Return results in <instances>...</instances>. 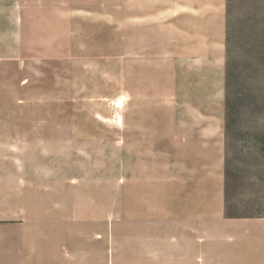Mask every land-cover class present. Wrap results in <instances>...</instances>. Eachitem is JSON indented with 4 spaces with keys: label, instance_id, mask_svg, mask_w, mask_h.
<instances>
[{
    "label": "rangeland",
    "instance_id": "1",
    "mask_svg": "<svg viewBox=\"0 0 264 264\" xmlns=\"http://www.w3.org/2000/svg\"><path fill=\"white\" fill-rule=\"evenodd\" d=\"M229 53L247 69L230 91L247 95L227 128ZM257 128L264 0H0V216L17 222L0 234V264H151L178 252L168 220L195 206L211 215L222 193L225 207L226 147L232 203L261 218ZM222 145L224 174L211 175L205 152ZM234 225L228 262L261 264L264 223L248 226L247 246Z\"/></svg>",
    "mask_w": 264,
    "mask_h": 264
},
{
    "label": "crops",
    "instance_id": "2",
    "mask_svg": "<svg viewBox=\"0 0 264 264\" xmlns=\"http://www.w3.org/2000/svg\"><path fill=\"white\" fill-rule=\"evenodd\" d=\"M205 154H209V157L212 158L213 162L215 164L217 163L216 165L219 166V173L217 174L209 168L211 175H223L225 170L222 171L220 169L224 167V146H219V151L217 152L207 151ZM216 156L218 157V162L215 160ZM223 198L222 193L218 209L216 208L211 215H201V211L204 212L205 210H202L201 206H195L196 208L193 209L191 214H187L185 217H181L180 219L168 220L169 227L166 228V233L169 236L168 243L175 248L177 246H181V249L176 253L155 252L150 258L151 264H155V258L157 259V264H231L228 262L229 259L226 255V246L236 240L237 232L231 233L232 228L235 227L234 224L239 223L241 231L238 235L242 246H247L248 240L250 241L249 233H251L248 226L251 223H264V217L225 218ZM9 217L11 216H0V234L7 233L6 231L8 229L4 231V226L12 225L9 229L17 226L16 221L8 220ZM175 233L179 236V238L174 240V236H176ZM200 238H203V241L200 240ZM207 238L213 239V242L211 239L207 241ZM254 240L264 243V235L257 239H253V241ZM4 241L7 242V240H1L0 238L1 244L5 243ZM16 242L17 239H14L13 243ZM184 244L187 245V247H184ZM7 252L13 253L14 251H12L11 248H8ZM181 252H186L187 255H183ZM211 254H214V256H210ZM240 259L241 264H258L250 261L249 257H241ZM245 259H248V261ZM261 264H264V261Z\"/></svg>",
    "mask_w": 264,
    "mask_h": 264
},
{
    "label": "trees",
    "instance_id": "3",
    "mask_svg": "<svg viewBox=\"0 0 264 264\" xmlns=\"http://www.w3.org/2000/svg\"><path fill=\"white\" fill-rule=\"evenodd\" d=\"M230 36V34H229ZM230 50V48H229ZM253 70L258 73L260 65L256 63ZM245 70L247 69L242 67V65L234 58V55L229 53V57L227 60V68H226V84H227V96H226V121L227 128L229 126L230 121L236 120L237 116L242 111V105L245 100V96L247 95L243 89L237 91H230V84L234 83L235 85H242L245 81ZM244 79V81H243ZM229 88V89H228ZM258 90V86L256 83V79L253 83V86L249 89L248 92L256 93ZM255 100V99H254ZM256 103L255 105H258ZM251 134L250 139H252L257 144V149L259 153L264 156V128H257L254 130H250ZM231 160L228 156V147H226V169H225V207H224V216L227 218H240L246 217L245 215H240L236 210V206L232 203V198L230 196V180L232 175V170L230 169ZM264 180V178L262 179ZM264 215H255V217H263Z\"/></svg>",
    "mask_w": 264,
    "mask_h": 264
}]
</instances>
